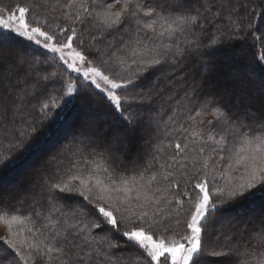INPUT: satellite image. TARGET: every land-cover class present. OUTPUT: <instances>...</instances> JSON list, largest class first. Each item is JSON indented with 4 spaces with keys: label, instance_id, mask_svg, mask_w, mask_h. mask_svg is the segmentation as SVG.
I'll return each instance as SVG.
<instances>
[{
    "label": "snow or ice",
    "instance_id": "1",
    "mask_svg": "<svg viewBox=\"0 0 264 264\" xmlns=\"http://www.w3.org/2000/svg\"><path fill=\"white\" fill-rule=\"evenodd\" d=\"M116 4L121 7L113 11ZM238 12L231 0L155 6L145 0H33L0 7V145L7 146L0 166L26 151L38 126L69 97L94 86L114 113L108 146L87 152L83 142L69 145L68 163L41 178L42 195L30 211L12 208L8 194H0V225L7 229L0 264H264V220L235 240L225 234L227 244L211 242L209 225L221 209L264 195V107L243 118L230 115L214 98L196 102L197 85L181 100L161 95L162 82L185 56L202 58L253 27ZM125 32L117 46L115 36ZM109 35L113 41L104 44ZM36 56L57 68L42 72ZM258 61L264 63V53ZM60 64L77 78H65ZM37 97L44 99L34 105ZM156 97L163 103L149 123L161 122L164 104H183L186 121L173 129L180 136L157 145L147 164L130 157L124 164L121 149L132 143L142 114L154 111ZM206 115L224 131L200 129ZM175 117L173 109L168 122L175 124ZM222 153L233 161L229 170L243 166L239 183L230 176L216 182L213 155L223 160Z\"/></svg>",
    "mask_w": 264,
    "mask_h": 264
},
{
    "label": "trees",
    "instance_id": "2",
    "mask_svg": "<svg viewBox=\"0 0 264 264\" xmlns=\"http://www.w3.org/2000/svg\"><path fill=\"white\" fill-rule=\"evenodd\" d=\"M4 1V0H3ZM13 1V0H12ZM11 1V2H12ZM20 1L24 4H30L33 0H14ZM9 0H5L3 4H8ZM100 2H111V0H100ZM146 5H158L164 0H145ZM231 2L238 6L239 12L238 15L241 17L242 23L247 25L250 21L253 25L251 28L243 29V36L240 38H234L232 40H226L223 44L216 47L214 50H207L206 55L202 58L196 53L189 54L183 58L182 64L177 67L175 73L165 81L162 82L161 87L165 88L164 93L161 95L164 99L167 98V95L171 93L175 100H181L184 95V92L191 88L193 85L198 86V94L194 97L196 102L204 99L214 98L220 104H225L222 99V90L218 86L208 85V83L202 82V75L208 73V68H213V64L207 63V57L219 56L222 55L226 49L233 50L239 46L242 47L246 41L248 46L247 54L250 57V64H252V72L257 78H264V63L258 61V57L261 53H264V0H231ZM9 6V5H8ZM63 15V12L58 13ZM61 23H66L61 21ZM84 27V34L87 36L90 34L91 29ZM214 31V29H213ZM200 30H197L199 35ZM121 35L127 38L128 33L117 34L115 36V41L117 46L121 45ZM260 37V39H257ZM114 37L109 35L107 39L103 42L107 44L110 41H113ZM201 39H207V35L201 37ZM233 46V47H232ZM189 47H194L190 45ZM47 57H52L50 54H46ZM94 55V54H93ZM200 57L201 60H198ZM35 59L40 61L39 68L42 72L51 71L53 68H57V65L53 62L52 59L46 61L44 56H36ZM246 57L244 54L235 55L231 57L232 66L239 72H242V66H245ZM217 65L220 68L216 69V74H219L222 70V64L216 61ZM59 70L63 73H66L67 76L75 77L71 72H69L62 64L59 65ZM4 70L0 69V72ZM21 72L23 69L20 70ZM215 72V71H214ZM213 75V73H212ZM211 75V76H212ZM205 76V75H204ZM211 78V77H210ZM209 78V80H211ZM151 79H155L152 77ZM208 79V77H207ZM238 81V79H237ZM151 82V80L149 81ZM246 83V86H249L258 92L255 100H258L259 103L256 104V107L253 108L251 103H248V99L252 98L248 93L244 94L239 101V106L234 110L233 105L226 107L230 115H236L243 118L244 113L249 110L260 111L262 106L260 103V97L264 96V91H262L257 84L250 83V81H240ZM140 91V89H138ZM102 94L99 93L96 89L89 88L87 91H82L74 97L67 98L70 102L65 103L61 101V107L53 109L48 116V119L45 122L38 126V131L35 136L30 141L27 150L16 153L11 161H7L5 165L0 166V190L6 196V201L11 205L12 208L20 207L25 212L30 211L29 205L33 203L34 200H37L42 195L40 181L42 177H46L51 171L54 170V166L59 165L60 167L65 166L68 163L69 153L67 148L69 145L73 147L77 143L83 142V145H87V152L93 150V146H96V150L103 151L106 146H108V141L111 139L109 133L113 125L107 124V122H112L114 120V113L109 105L104 99L101 98ZM44 97L33 98V104L38 105ZM253 100V98H252ZM163 103L161 97H156L153 104V112L145 111L142 114L143 124L138 129L136 134H142L143 131L148 128V135L145 137L141 135L140 147L138 150L132 149L133 151L127 155H123V152L120 153V159L124 164H128L129 157L131 160H138L141 164H147L152 160L153 155L155 154V148L157 145H163L168 143L173 139V137H179L180 133L173 131L174 128H179L180 124L185 123L187 113L183 109V104L177 105L175 102H169L164 104V115L159 124L149 123V120L155 116L156 111H160V106ZM90 104L96 105L95 115L96 117H103L100 121H95L91 119V114L88 113L90 109ZM191 106V104L189 105ZM173 109H176V123L173 124L168 122V117L173 114ZM197 109L193 110V114ZM36 109H33L35 114ZM238 111V112H236ZM211 117V116H204ZM202 117L204 123L199 124L200 129L211 128L215 133H221L224 131V128L220 124H214L215 121H209ZM97 119V118H96ZM197 119H201L197 117ZM95 121V123H94ZM188 123H191L190 121ZM91 124H96L98 126L106 127V134L100 137H94L92 135L94 130ZM147 124V126H146ZM187 126V125H186ZM103 137V138H102ZM55 138V140H54ZM231 139V137H229ZM7 146L0 145V152H3ZM128 152L130 151L129 145L126 146ZM211 148V145L207 146ZM122 148L121 150H123ZM166 152L172 151L171 149H165ZM63 153V155H62ZM225 158H228V162H233L230 159L229 154H221ZM220 155H213V159L217 160ZM63 161V164L60 161ZM15 161V163H13ZM222 161V160H221ZM227 162V163H228ZM226 163V164H227ZM220 163L214 162L212 169L213 175L219 170ZM37 168L32 175L27 172L32 169ZM217 169V170H216ZM27 173V175H25ZM22 176H25V180L19 181ZM217 183H221V179L218 178V175L215 177ZM195 183V180L192 181ZM21 186L15 188L14 185L18 184ZM27 185L32 187L30 190ZM264 195H256L255 197H263ZM23 201V203H21ZM187 208L188 205L186 204ZM258 211L260 214H264V208L261 207L260 201L251 197L247 200H243L241 203L232 204L227 206L225 209H221L215 220H210V239L213 244H227L230 243L225 239V234L233 236V240L237 237H240L244 232L250 230L254 226H258L260 221L263 220L261 217L254 215V212ZM251 211V212H249ZM239 213V214H238ZM251 216L253 223H248V217ZM221 229V230H219ZM236 229V230H235ZM235 230V231H234ZM220 235V239H217V235ZM0 245H4V241H0ZM7 247V245H4Z\"/></svg>",
    "mask_w": 264,
    "mask_h": 264
},
{
    "label": "rangeland",
    "instance_id": "3",
    "mask_svg": "<svg viewBox=\"0 0 264 264\" xmlns=\"http://www.w3.org/2000/svg\"><path fill=\"white\" fill-rule=\"evenodd\" d=\"M5 1V0H4ZM3 0H0V7H8V8H11L12 6L14 5H19V6H24L26 4L20 2V1H12V0H9L8 4H3L4 3ZM12 1V2H11ZM9 5V6H8ZM121 5L120 4H116L113 11H118L120 9ZM246 41L244 42V45L242 47H240L239 49L238 48H234L233 51H231L232 53H228L226 50V52H224L222 55H219V56H214V58L212 59V57H207V63L209 64H213V68H208V73L207 74H204L202 75L201 79H202V82H205V83H208V85L210 84L211 86L214 85V86H218L219 88H221L222 90V99L223 102L225 103L224 105L229 108V106H231V104L233 105V109L236 110L237 106H239V101L238 99H240L244 94L248 93L249 95H251V97L253 98L252 100V106L253 108L256 107V104L259 103L258 100H255L256 96H258V92H255V90H253L251 87L249 89V86H246V83L241 84V80L243 81H250V83H253V84H257V86L262 90V87H261V80L262 78H257L255 76V74L252 72V64H250V62L248 63V61H250V57L249 55L247 54V50L248 49V46L245 44ZM52 56L51 53H48ZM241 54H244L245 57H246V62H245V66H242V72H239L237 71L231 64V57H234L235 55H241ZM198 60H201L200 57H198ZM216 61H218L219 63L222 64V70H220L219 74H216V69L220 68L219 65H217ZM63 65V64H62ZM65 68L66 66L63 65ZM216 69H215V68ZM67 69V68H66ZM68 70V69H67ZM69 72H71L70 70H68ZM215 71V72H214ZM75 77H77V74L75 72H71ZM213 73V75H212ZM212 75V76H211ZM208 77V79H207ZM211 77V78H210ZM209 78L211 80H209ZM238 79V81H237ZM94 88V86H93ZM97 90V89H96ZM99 91V90H97ZM90 109L88 111V113L91 114V119L92 120H95V121H100L101 119H103V117H96L95 115V109L96 108V105L94 104H90ZM238 112V111H236ZM97 118V119H96ZM206 119V121L210 120V121H215L214 124H219L212 116L211 117H204ZM94 121V123H95ZM107 124H111L112 125V122H107ZM94 132L92 136H94L95 138L96 137H100L101 136H104V137H107L108 136H105V134L107 133L106 132V127L104 126H98L96 124H91ZM147 126V124H146ZM148 128L146 127V130L142 132V134H136L135 133V136H134V139L132 141V143L129 145V149L130 151L128 152L127 150V147L125 146L123 150H121V152H123V155H127L128 153L130 154L134 149L138 150L139 147H140V139L139 137L141 138V135H143L144 137L146 135H148ZM103 138V137H102ZM55 140V138H54ZM110 141V139H109ZM108 141V142H109ZM133 149V150H132ZM224 154V153H222ZM227 154V153H226ZM224 156V155H223ZM222 159L220 158V156H218V159L215 160L213 159L214 162H217L220 163V167H219V170H217V172L215 173V177L218 175V178L221 179V183H223L224 181L227 180V178L230 176L233 180V182L235 183H239L240 182V177L244 171L243 169V166H240V167H236L235 165L233 166V168L231 170H229L228 168V165L229 163H233V162H228V158H225L221 161ZM228 162V163H227ZM227 163V164H226ZM37 172V168H32L30 169L27 173L28 174H33L34 172ZM27 173L25 175H27ZM25 176H22L20 179H18L19 181H22L23 179L25 180ZM26 181V180H25ZM14 187L17 189L19 187H21L18 184H15ZM27 187L32 190V187L30 185H27ZM0 194H4L3 191L0 190ZM251 212V211H249ZM239 214V213H238ZM254 215H257L258 217H261L263 220H264V214H260L258 211L255 210L254 212ZM251 216H249L247 219H248V223H253V221L251 220L250 218ZM221 230V229H219ZM236 230V229H235ZM234 230V231H235ZM7 236V229L6 227H4L3 225H0V238L2 237H6ZM3 239H0V241H2Z\"/></svg>",
    "mask_w": 264,
    "mask_h": 264
},
{
    "label": "bare ground",
    "instance_id": "4",
    "mask_svg": "<svg viewBox=\"0 0 264 264\" xmlns=\"http://www.w3.org/2000/svg\"><path fill=\"white\" fill-rule=\"evenodd\" d=\"M233 47V46H232ZM234 47H236V48H238L239 49V46H234ZM234 50V49H233ZM233 50H227L226 49V51L228 52V53H232L231 51H233ZM226 51H224V52H226ZM254 199H258L259 201H260V205H261V207L262 208H264V196L261 198V197H254Z\"/></svg>",
    "mask_w": 264,
    "mask_h": 264
}]
</instances>
